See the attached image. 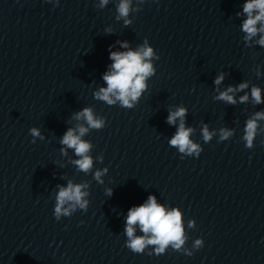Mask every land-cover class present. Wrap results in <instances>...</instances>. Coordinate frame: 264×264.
I'll list each match as a JSON object with an SVG mask.
<instances>
[{"label":"clouds","instance_id":"clouds-1","mask_svg":"<svg viewBox=\"0 0 264 264\" xmlns=\"http://www.w3.org/2000/svg\"><path fill=\"white\" fill-rule=\"evenodd\" d=\"M109 0H100L99 7L103 8L107 5ZM117 20L123 19L124 25L131 23L128 19L130 11H132V0H119L116 7ZM243 13L246 14V19L242 23V31L245 33L244 40L251 42L253 38L259 35V39L255 41L256 44L264 47V0H246L243 4ZM240 15V13H237ZM259 25V27H258ZM110 32L111 29H106ZM122 48L128 49L127 41H117ZM160 59L159 55L153 50V47L148 45L147 39L138 47L137 50L127 51H111L109 52V59L112 61L110 68L103 74V81L107 87H101L94 93L95 99L105 102L107 105H114L117 102L121 107L132 109L134 102L138 101L142 93L145 91L147 85L146 80L156 74V69L153 67L152 59ZM260 73L258 72L257 75ZM224 80V73H220L215 78V85L219 86ZM248 82H242L233 87L229 86L224 91H218L216 100L223 101L229 105H235L237 100L235 93L244 91L248 88ZM251 98L254 104L264 103L261 97V89L257 86L251 88ZM249 100V95L239 98L240 103H245ZM187 109L183 106L176 108L175 111L169 110L167 116V123L176 125L179 120V125L174 136L169 141L170 146L178 149L179 153L187 157H199L203 148L192 139H190L194 129L185 126V116ZM73 119L81 121L75 128H68L60 140L63 145L60 149L62 155H67L68 149H73L74 153L79 159L71 161L76 165L77 169L84 173H90L93 168V158L89 154L92 144L89 141L82 139L90 129L102 130L105 127V119L97 117L91 107H85L81 111L74 113ZM264 120V111L254 113V115L247 119L244 128L243 140L246 142L245 147L253 148V141L258 135V121ZM202 136L205 143L210 141L215 135L210 132L207 125L202 128ZM32 137L41 136L40 130L33 127L29 130ZM234 134V130L221 128L220 140H227ZM35 143V139L32 140ZM102 161V157L100 158ZM107 168L103 170H96L94 179L99 183H103L102 176L107 173ZM88 187L87 182L73 183L68 181L67 186L57 185L59 189L55 196V206L53 210L54 218L59 221L61 217H71L77 208L87 212L89 201L86 197L89 195L84 191ZM106 194L111 196L112 190L107 189ZM83 223V222H81ZM139 226L144 235L136 236L135 226ZM195 221H189V227H193ZM67 227V226H65ZM125 234L128 237L126 247L136 254L145 253L148 245L155 247L154 253L157 256L166 253V249L171 246L173 251L183 253L187 256H192L193 253L184 248L187 241L185 235L182 212L178 208L167 209L165 206L158 204L155 196L150 195L144 204L131 207L125 220ZM150 234V235H149ZM204 246L203 239H196L193 243V248L201 249ZM148 255H153V252H148Z\"/></svg>","mask_w":264,"mask_h":264}]
</instances>
